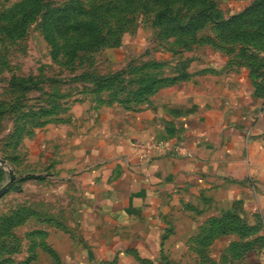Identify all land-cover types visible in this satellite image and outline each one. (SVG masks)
Segmentation results:
<instances>
[{
  "label": "rangeland",
  "instance_id": "1",
  "mask_svg": "<svg viewBox=\"0 0 264 264\" xmlns=\"http://www.w3.org/2000/svg\"><path fill=\"white\" fill-rule=\"evenodd\" d=\"M242 17L252 24H227ZM261 33L264 0H0V189L15 176L0 198V264H76L93 219L75 181L82 155L156 123L179 93L219 96L244 75L264 86ZM252 220L230 256L264 255V220Z\"/></svg>",
  "mask_w": 264,
  "mask_h": 264
},
{
  "label": "crops",
  "instance_id": "2",
  "mask_svg": "<svg viewBox=\"0 0 264 264\" xmlns=\"http://www.w3.org/2000/svg\"><path fill=\"white\" fill-rule=\"evenodd\" d=\"M242 78L221 83L219 96L164 100L156 123L130 125L82 155L75 181L93 219L83 217L76 264H264L259 251L230 256L237 234L191 240L229 212L264 220V100Z\"/></svg>",
  "mask_w": 264,
  "mask_h": 264
},
{
  "label": "trees",
  "instance_id": "3",
  "mask_svg": "<svg viewBox=\"0 0 264 264\" xmlns=\"http://www.w3.org/2000/svg\"><path fill=\"white\" fill-rule=\"evenodd\" d=\"M212 6V4H211ZM214 6V5H213ZM65 21H67L65 18L63 19ZM252 19L251 18H235L233 19L231 22L227 23L228 25H233V24H237L241 27H243L246 24H252ZM235 22V23H234ZM81 30L83 29H87L88 30V26L86 25H81L80 26ZM232 30V34L237 35V33L239 32V27L238 28H233ZM229 32V31H228ZM260 37H264V34H257V38ZM261 85V84H260ZM256 84V95L259 97H263L264 98V86H260ZM263 91H261V90ZM216 228H212V224L214 223V221L211 223L210 228L208 229V236H205L202 240H206L207 242L212 241V237L214 236V234L217 235H225V234H237L240 237H244L246 236V231L248 233V231H253V228L249 229L246 226V223H244L245 221L239 217L236 214L233 213H226L223 214V216L219 219L216 220ZM246 227V228H245ZM209 240V241H208ZM242 248V244H237V245H233L232 248ZM255 251V249L253 250ZM249 253V252H248Z\"/></svg>",
  "mask_w": 264,
  "mask_h": 264
},
{
  "label": "water",
  "instance_id": "4",
  "mask_svg": "<svg viewBox=\"0 0 264 264\" xmlns=\"http://www.w3.org/2000/svg\"><path fill=\"white\" fill-rule=\"evenodd\" d=\"M0 163H4V161L0 159ZM10 175H11V179H10L9 183L6 186H4L3 188L0 189V198L6 192V190L8 189V186L10 184H12L14 182V180H15V176H14L12 171H10Z\"/></svg>",
  "mask_w": 264,
  "mask_h": 264
}]
</instances>
